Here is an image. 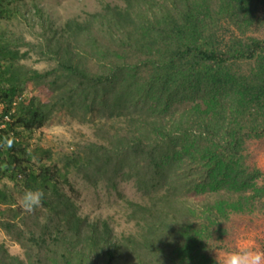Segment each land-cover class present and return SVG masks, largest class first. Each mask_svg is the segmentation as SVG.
Returning a JSON list of instances; mask_svg holds the SVG:
<instances>
[{
    "label": "trees",
    "instance_id": "16d2710c",
    "mask_svg": "<svg viewBox=\"0 0 264 264\" xmlns=\"http://www.w3.org/2000/svg\"><path fill=\"white\" fill-rule=\"evenodd\" d=\"M17 1L0 0V17ZM122 1L67 21L50 71L20 65L28 52L0 40V229L27 264H220L213 251L230 216L264 211L263 176L246 152L264 140V1ZM30 82L55 101L28 94ZM57 107L129 116L133 128L124 137L98 119L102 143L58 160L28 142ZM72 174L116 191L132 182L143 197L127 201L137 231L116 237L81 217ZM29 189L45 193L32 214L14 196ZM0 264L24 263L0 244Z\"/></svg>",
    "mask_w": 264,
    "mask_h": 264
},
{
    "label": "rangeland",
    "instance_id": "374dc122",
    "mask_svg": "<svg viewBox=\"0 0 264 264\" xmlns=\"http://www.w3.org/2000/svg\"><path fill=\"white\" fill-rule=\"evenodd\" d=\"M107 4L120 7L124 5L122 0H24L5 4L10 8L3 17H0V40L10 43L13 49H18L21 53L28 52L27 58L18 61L20 65L31 71H50L56 67V61L51 58L49 49L57 39L65 41L67 36L62 35L67 21L71 19L83 21L89 14L101 12ZM255 36L264 38V25L255 31ZM87 64L93 71L97 69V65L91 60L87 61ZM27 93L37 96L46 103L55 101L53 97H49L50 88L46 85L38 88L36 84L30 82ZM98 119L105 122L107 127L112 126L124 137L133 128L129 116L107 121V118H94L91 115H84L81 111L71 113L65 107H57L52 119L32 133L28 139L30 148H34L35 145L50 148L55 153V158L60 160L64 155L71 153L77 145L88 142L102 143L101 134H95ZM246 152L249 155L248 162L261 171L264 181V140L248 142ZM70 180L75 191L72 194L67 188H64V191L74 198L81 217L90 222L106 221L116 237L137 231L135 222L128 218L127 201L141 203L143 197L132 182H120L116 191L113 187H107L105 183L93 187L76 174H72ZM1 183L12 186L8 180ZM14 196L16 206L20 207L22 195ZM41 215L39 220L43 223L46 218ZM225 227L227 233L222 240V248L213 251V256L219 262L225 252L236 249L242 242L264 250V211L232 214ZM47 241L51 243V239L48 238ZM0 244L6 247L10 255L27 264L24 249L19 243L12 241L2 229Z\"/></svg>",
    "mask_w": 264,
    "mask_h": 264
},
{
    "label": "clouds",
    "instance_id": "9594fccd",
    "mask_svg": "<svg viewBox=\"0 0 264 264\" xmlns=\"http://www.w3.org/2000/svg\"><path fill=\"white\" fill-rule=\"evenodd\" d=\"M45 193L42 189H29L20 199V207L32 214L42 206ZM220 264H264V250L254 248L250 243L241 244L232 251L225 252Z\"/></svg>",
    "mask_w": 264,
    "mask_h": 264
},
{
    "label": "crops",
    "instance_id": "0c3cea01",
    "mask_svg": "<svg viewBox=\"0 0 264 264\" xmlns=\"http://www.w3.org/2000/svg\"><path fill=\"white\" fill-rule=\"evenodd\" d=\"M242 244H244V243L242 242Z\"/></svg>",
    "mask_w": 264,
    "mask_h": 264
}]
</instances>
